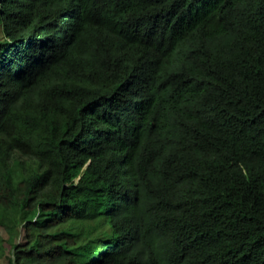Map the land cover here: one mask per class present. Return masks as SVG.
<instances>
[{"label":"trees","instance_id":"trees-1","mask_svg":"<svg viewBox=\"0 0 264 264\" xmlns=\"http://www.w3.org/2000/svg\"><path fill=\"white\" fill-rule=\"evenodd\" d=\"M0 30V259L264 264V0H0Z\"/></svg>","mask_w":264,"mask_h":264},{"label":"rangeland","instance_id":"rangeland-1","mask_svg":"<svg viewBox=\"0 0 264 264\" xmlns=\"http://www.w3.org/2000/svg\"><path fill=\"white\" fill-rule=\"evenodd\" d=\"M1 30H0V36H1ZM18 218L16 216H13V218L9 219V224L10 226L12 227L13 229V233L16 232V229L17 228H21L22 226V223H19V225L17 226V228H15V225L16 223H18L19 221L17 220ZM0 234L1 235H4V237L6 238L7 237V233L4 231V229H1L0 227ZM6 249L7 250H4V257H2L0 259V264H7V260L6 258L10 257V247L6 245Z\"/></svg>","mask_w":264,"mask_h":264}]
</instances>
